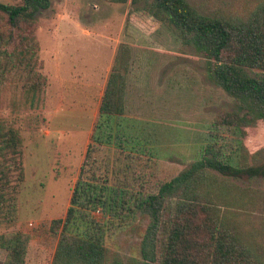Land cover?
<instances>
[{
    "label": "trees",
    "instance_id": "16d2710c",
    "mask_svg": "<svg viewBox=\"0 0 264 264\" xmlns=\"http://www.w3.org/2000/svg\"><path fill=\"white\" fill-rule=\"evenodd\" d=\"M103 1L129 2L204 59L205 78L233 102L232 112L215 126L251 127L256 122L264 126V0H252L235 12L217 9L212 15L200 13L187 0ZM49 7L50 0L0 2V110L4 105L9 109L7 114L0 111V224L15 222L18 186L24 180L20 114L38 107L47 86L36 32L38 14ZM131 60V47L119 44L70 206L63 219L51 222V232L58 236L51 264H264L258 228L244 219L262 196L231 183L264 181V147L250 153L240 146L239 160L233 165L211 130L214 140L201 148L193 163L171 179L155 181L153 189L142 183L137 196L123 190L127 183L97 176L93 154L106 144L122 149L126 143L122 123ZM109 184L114 192L109 197L111 211L117 216L120 208L128 210L124 217L118 215L120 221L136 208L148 218L139 259L124 261L106 248L104 227L91 217L90 212L103 203ZM169 201H173L171 220L160 239ZM28 244L26 234H1L0 250L6 255L0 264H25Z\"/></svg>",
    "mask_w": 264,
    "mask_h": 264
},
{
    "label": "rangeland",
    "instance_id": "374dc122",
    "mask_svg": "<svg viewBox=\"0 0 264 264\" xmlns=\"http://www.w3.org/2000/svg\"><path fill=\"white\" fill-rule=\"evenodd\" d=\"M251 1L187 0L206 15L217 9L235 12ZM0 2L13 5L20 0ZM38 18L36 37L47 86L38 107L20 114L24 180L18 186L15 222L0 224V235H28L25 264H51L58 240L51 232V222L63 219L70 206L105 87L104 76L97 79L89 74H103L110 54L108 45L111 49L116 45L115 51L121 43L132 49L122 123L126 143L122 149L106 144L93 154L97 176L125 182L128 185L123 190L137 196L142 183L153 189L155 181L171 179L193 163L201 148L214 140L211 130L233 165L239 160L240 146L250 153L264 147L261 123L240 128L215 126L232 112V99L205 78V61L200 55L182 46L167 28L129 2L50 0V7ZM67 31L73 38L63 35ZM65 50L70 57L66 65L59 59ZM0 111L7 114L9 109L4 105ZM231 183L257 190L262 196L244 219L258 228L257 239L264 245V181ZM110 187H105L103 203L90 212L91 217L104 227L106 248L119 253L124 261L139 259L148 218L136 208L120 221L118 215L124 217L128 210L120 208L117 216L111 211L109 197L114 192ZM172 203L168 202L160 239L170 223ZM5 255L0 250V261Z\"/></svg>",
    "mask_w": 264,
    "mask_h": 264
},
{
    "label": "crops",
    "instance_id": "0c3cea01",
    "mask_svg": "<svg viewBox=\"0 0 264 264\" xmlns=\"http://www.w3.org/2000/svg\"><path fill=\"white\" fill-rule=\"evenodd\" d=\"M68 33H70V31H67L66 33H64L63 35H67V36H70V35H68ZM71 34V33H70ZM63 35H61L62 36V38H64V36ZM53 37V36H52ZM56 37V36H55ZM71 37V36H70ZM71 38H73V37H71ZM67 45L69 46L70 44L67 42ZM66 45V47H68ZM110 45H111V42H110ZM115 47H116V45L114 46V48L113 49H111V47L108 45V48H109V50H110V54H109V58H108V61H107V63H106V65L104 66V71H103V74H98L97 75V73H95V72H91L90 74H89V76L91 75V76H93L92 78H101L102 76H104V80H103V82H104V84H105V82H106V80H107V77H108V73H109V70H110V67H111V64H112V61H113V57H114V51H115ZM65 53H67V50H65L64 51V53L62 54L61 53V55L59 56V59L62 61H65L64 62V64L66 65V64H69L70 63V57L68 56V54H65ZM72 59V58H71ZM103 84V85H104ZM100 95H101V93H100Z\"/></svg>",
    "mask_w": 264,
    "mask_h": 264
}]
</instances>
